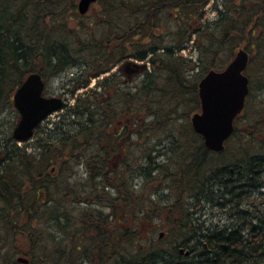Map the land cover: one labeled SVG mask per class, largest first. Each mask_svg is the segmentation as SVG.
<instances>
[{
    "label": "trees",
    "instance_id": "1",
    "mask_svg": "<svg viewBox=\"0 0 264 264\" xmlns=\"http://www.w3.org/2000/svg\"><path fill=\"white\" fill-rule=\"evenodd\" d=\"M209 1L97 0L79 16L76 0H0V112L12 107L15 89L34 72L50 77L77 67L75 91L123 60L150 67L133 92H122L114 75L99 82L107 89V101L89 103L90 108L77 103L72 115L79 118L59 127L57 135L48 131L47 139L39 138L36 128V147L24 143L20 148L9 137L0 138V237L9 240L0 238V264H21L15 260L18 255L27 264H264V214L255 209L258 213L253 216L240 208L242 201L247 202L241 184L264 185L262 173L258 174L263 161L254 160L255 175L248 169L250 150L258 146L253 135L242 131L232 136L240 148L230 149V160L225 152L206 150L188 118L187 140L166 133L168 141L148 142L150 135L153 140L165 129L158 130V124L151 128L159 117L172 123L177 109L187 102L198 111L199 79L217 68L214 46L238 42L233 34L244 41L241 45L247 41L246 0H223L214 23L218 33L204 25L196 34L189 24L202 18ZM169 23L176 24L171 35ZM97 29L103 32L100 39ZM194 34L204 52L198 56V67L204 64L195 75L184 69L186 60L178 53ZM256 72L264 73L262 62L256 64ZM111 87L113 94L108 91ZM261 110L264 104L259 109L263 116ZM133 145L140 147L137 155L128 148ZM211 156L219 158L212 169ZM172 163L173 170L167 169ZM81 167L86 178L71 182ZM137 179L143 182L142 189L168 180L173 205L164 210L153 208L155 202L142 206L151 195L136 193ZM186 198L217 206L229 216V223L210 230L195 228V217V224L183 226L186 240L167 250L146 249L147 236H141V228L151 233L155 227L150 223L145 230L144 221L165 214L168 224L177 225L172 213L189 216L186 204H181ZM100 206L108 213L96 208ZM192 237L197 238L193 245L188 242ZM45 240L53 244L49 252ZM180 247L188 255L180 253Z\"/></svg>",
    "mask_w": 264,
    "mask_h": 264
},
{
    "label": "rangeland",
    "instance_id": "2",
    "mask_svg": "<svg viewBox=\"0 0 264 264\" xmlns=\"http://www.w3.org/2000/svg\"><path fill=\"white\" fill-rule=\"evenodd\" d=\"M222 2L223 0H210L203 8L202 10V18L201 19H197L195 18L194 21L190 22L189 25H191L192 29L194 31H196L197 35L200 33L198 30L202 29L204 27V25H209L210 26V30L214 29L215 32L214 33H218L214 23L216 22V20L218 19V12L220 10H223V6H222ZM215 6V7H214ZM77 22V21H76ZM167 24V23H166ZM170 24V23H169ZM76 25V24H75ZM72 25V26H75ZM172 25V26H171ZM175 25L174 23L170 24V35L172 34V32L175 29ZM162 31V30H161ZM204 31V30H202ZM97 36L100 39V36L103 35V32H101V29H97ZM194 34L191 36L190 42L188 43V47H184L186 45V43L182 46L181 50L178 52L180 56H182V58L184 60H186L185 65H184V69L189 71V74H196L197 72L201 71V68L203 66L204 63H202L199 67V60H198V56L200 53L204 54L203 50H200V46H199V38L198 36ZM219 36V35H218ZM232 38L235 39V41L237 40L238 42L234 43L233 45H230V42L223 44V45H218L216 44L214 46V49L216 52H218V54L216 55V65L217 68H213L216 70H220L222 68L225 67V65L229 62V60L233 57L235 51L238 49V47L241 46V44L244 42H241L238 40V35L233 34V36H231ZM206 46V43H205ZM184 47V48H183ZM213 48V47H212ZM231 55V57L229 56ZM200 57V56H199ZM182 59V60H183ZM124 61H128L124 60ZM206 62V61H205ZM219 67V68H218ZM148 71L150 73V67L148 65ZM119 72V73H118ZM113 74H116V76L118 77V80L120 81V84L118 85L119 88H122V92H127V91H132L133 92V87L142 82V80L144 79V73L134 76L131 75V77H127L124 76L122 74V72L119 71V69L117 67H113L112 71H109L108 73L99 75V77L97 78H93L92 80H90L85 87L83 88H79L77 90H74V83H76L75 80H77L80 76V72L79 69L77 67H73L70 69H67L65 72L61 73L60 75L57 76H50V77H46L45 79L47 80V87H46V91L45 94L46 96H62L63 98V108L53 114H51L50 116H48L40 125L39 130V138H45L47 139V132L50 131L53 134H56L60 131L59 127H64L67 124H70V121L73 119H78L79 116H73L72 113L74 112V109H76L77 103L78 104H85L86 107L90 108L88 106V104L92 103L94 105H96L97 103H100L101 101L105 102L107 101L105 99L108 98V96H106L105 94L107 93V89H104V86L100 87V83L103 82L104 79H108L110 78L111 80V76ZM200 80V79H199ZM263 77H260V81H263ZM159 81V80H157ZM100 82V83H99ZM112 81H110L111 83ZM115 89V88H114ZM108 91L113 94L112 91V87L108 89ZM264 92V89H263ZM264 94V93H263ZM105 96V97H104ZM114 97V96H113ZM119 100V99H118ZM113 102V101H112ZM12 106V103H11ZM191 105L189 104V102L185 103L182 105V107H180L179 109H177V120H173V122H169L168 118H161L159 117V119L157 120V123L154 125H151V128L155 129L158 126V130H161V128H165L162 130L158 136H156L155 138H153L151 135L149 136V140L151 142H156L157 139L159 138H163L165 141H168V135L173 134V137H179L180 139H183L184 141L187 140V136L184 135L185 131L184 129L186 128V120L188 118V121L190 122V117L192 116V114L196 113L197 110H192V107H190ZM261 107V103L257 102V105L255 106V110H249L251 113H254V117L256 116L260 122V124L264 125V121L262 119H260L259 117H263L262 114L260 113L259 109ZM258 108V109H257ZM199 111V109H198ZM81 119V118H80ZM19 120V115L18 113L15 111L14 107H8L5 111L0 112V138L1 141H3V139L7 140L8 137L11 139V132L13 130V128L16 126L17 122ZM151 120H154L153 118ZM78 122V121H77ZM61 123V124H60ZM58 124H60V126H58ZM73 126V125H71ZM71 126H68L69 128H71ZM72 129H77V125L73 126ZM168 133V135L166 134ZM255 135H257L259 138H257V142H258V146H255L253 149H259L260 147H264V145L262 144L261 141L264 142V132L260 133L257 132L255 133ZM196 140L197 137H194ZM36 137H33L32 139H30L29 141H26L25 143H28L31 145V147H36ZM132 140L137 142V138L132 136ZM238 139H232L231 143L229 142L228 145H231L229 148H227L225 154H226V158H228L230 160L231 158V151L230 149L235 148H240L239 143H237ZM12 144H16L13 140L11 141ZM18 145L20 148H24V143H19L16 144ZM135 145V144H134ZM129 146L128 148H131L130 150H132V153H134V155H137L140 152V147L136 146ZM137 145V143H136ZM128 146V145H126ZM125 145H123V148H127ZM160 147V146H159ZM122 149V148H121ZM252 149V150H253ZM250 150V151H252ZM249 151V152H250ZM29 152V150H28ZM153 155L155 156V154L153 153ZM212 157V156H211ZM209 159V163H210V167L209 168H216L217 164H218V159L217 157H212ZM176 159V158H175ZM231 162V161H228ZM174 167L173 163L171 164V166L169 165V167H167V169L169 168L170 170H173L172 168ZM221 167V165H220ZM220 167L218 166V168L220 169ZM166 170V168L164 169ZM79 178V179H75V178ZM86 175H85V170L84 167H81L79 169V173L77 175L74 176V178H71V182H75V180H81V179H85ZM168 181V180H166ZM166 181L164 182H158L155 181L154 184L152 185H147L145 186L146 189H142V185L140 184L141 180L137 179L135 182L136 188H134V190L136 191V193L140 194H150L151 197L149 198V201L146 205L142 206H151V203L155 202L153 206L156 207L155 209L157 210H164L162 209V207H165V205H170L171 203H173L175 200L173 199H169L170 198V183H166ZM141 186H140V185ZM261 190V189H260ZM259 190V188L255 189V191H258L257 193L255 192H251L250 195H248V193H246L243 196V199L246 200L242 201L241 207L242 210H249L254 212L253 216L256 214L257 211H255V209L259 210L260 212H263L264 214V189L263 192H261ZM110 192H113L112 190H110ZM167 199H169L167 201ZM188 200V202H187ZM151 201V202H150ZM173 201V202H171ZM140 203V201H139ZM181 204H186V207L184 206V208H187V213H189V216L186 217V219H184L183 214H181V212H177L174 211L172 213L173 216H175V219L177 220L178 224L176 225H171L168 224L167 219H166V215L163 214L161 216V218L157 215H150V219L147 221H144V229L147 230L149 229L151 226L149 225L150 223L152 224V226L155 227V229H153V231H151V233H145L146 231L142 230L141 228V236L144 238V236H147V241L148 243H145L144 246L146 249H169L170 245L173 243H181L182 241L186 240V228H184L183 226H187V227H191L192 226V222L193 224H195V217L197 218V225L195 228H208L209 230L211 228H213L214 226L216 227H224L227 223H229L230 219L228 218V215H225V212L222 210H219L218 207L216 206H212L210 203H206L203 201L202 204H200V202H196L193 199H189L186 198V201L183 199V201L181 202ZM173 205V204H171ZM81 207H86L89 205H84V204H80ZM95 206V205H92ZM134 206L136 207L137 205L134 204L132 209L134 208ZM141 205L139 204L137 208H135L137 211L138 209H140ZM98 210H100L103 213H108V209L103 207H96ZM126 208V207H125ZM190 208V209H189ZM146 210V209H145ZM225 210V209H224ZM144 212H151V211H144ZM160 213V212H158ZM165 213V212H164ZM186 213V211H185ZM258 213V212H257ZM192 214V215H191ZM171 215V214H170ZM191 216V217H190ZM154 217H157L154 218ZM153 218V221H152ZM161 219V221L163 222V225L160 223V221L158 220ZM159 221V223H158ZM258 223L256 221H254V226H257ZM202 228V229H203ZM160 233H163V237L160 238V240L158 239V236ZM53 236H55L56 234L53 232L52 233ZM1 236V235H0ZM57 236V235H56ZM0 237L1 240L4 241H9L6 237ZM197 239V238H196ZM195 237H192V240L190 239L188 242L189 244L193 245L194 241H196ZM47 240L44 241V244L47 248V251H51L52 245L53 244H47L49 242H47ZM5 243V242H4ZM1 244V242H0ZM6 244H9L6 242ZM182 248V247H180ZM184 250V249H183ZM2 252V251H0ZM21 256H15V260Z\"/></svg>",
    "mask_w": 264,
    "mask_h": 264
},
{
    "label": "water",
    "instance_id": "3",
    "mask_svg": "<svg viewBox=\"0 0 264 264\" xmlns=\"http://www.w3.org/2000/svg\"><path fill=\"white\" fill-rule=\"evenodd\" d=\"M96 1L78 0V12L85 14ZM247 60V54L238 50L224 70H210L198 83L200 109L191 116L190 122L193 131L201 136L203 146L209 151L220 152L224 149V141L233 132V120L243 109L248 94V79L243 73ZM145 67L129 61L122 66L121 71L130 76ZM43 90L44 83L38 73L27 76L15 90L13 105L20 118L12 132L14 140L31 138L43 119L61 109L62 100L44 97ZM18 261L27 263L21 258Z\"/></svg>",
    "mask_w": 264,
    "mask_h": 264
},
{
    "label": "flooded vegetation",
    "instance_id": "4",
    "mask_svg": "<svg viewBox=\"0 0 264 264\" xmlns=\"http://www.w3.org/2000/svg\"><path fill=\"white\" fill-rule=\"evenodd\" d=\"M245 3L249 14L248 38L246 41L247 43L245 42V45L241 47L245 49L248 57L247 67L245 70V75L248 79V95L246 97L244 108L241 114L234 120L233 135L245 131L251 136L253 135L254 139L257 140L259 137L255 135V133L264 132V125L260 124L262 122H260L256 116L254 117V113H251L249 110H255L257 102L261 103V105L264 104V80L260 81V77H263L264 79V73L256 72V64L258 62H262L264 64V0H246ZM120 63H118V65ZM113 67L118 68L117 64ZM113 67H111L109 71H112ZM113 75L116 76V74ZM261 111L264 114V110ZM262 120L264 121V115ZM258 124L261 128L258 127ZM249 157L251 158V161L248 164V169L250 170L251 174L255 175L257 172H254L255 165L253 162L257 158H260V160L264 163V147L253 149L250 152ZM241 168L242 166L237 168V174L240 172ZM230 173H232V170ZM260 173H262L264 178V168L262 172H259L258 174ZM247 193L248 195L251 194L249 192Z\"/></svg>",
    "mask_w": 264,
    "mask_h": 264
},
{
    "label": "bare ground",
    "instance_id": "5",
    "mask_svg": "<svg viewBox=\"0 0 264 264\" xmlns=\"http://www.w3.org/2000/svg\"><path fill=\"white\" fill-rule=\"evenodd\" d=\"M240 186V185H239ZM257 188H259V190L261 191V192H263V190L262 189H264V186L263 185H257V187H256V185H254V183H252V184H241V191L242 192H249V193H251V192H258V191H255V189H257ZM206 232H208V231H206Z\"/></svg>",
    "mask_w": 264,
    "mask_h": 264
}]
</instances>
